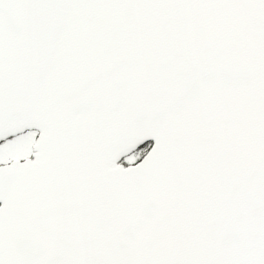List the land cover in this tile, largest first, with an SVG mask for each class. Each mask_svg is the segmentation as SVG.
<instances>
[{
  "label": "water",
  "instance_id": "95a60500",
  "mask_svg": "<svg viewBox=\"0 0 264 264\" xmlns=\"http://www.w3.org/2000/svg\"><path fill=\"white\" fill-rule=\"evenodd\" d=\"M28 129L0 264H264V0H0V142Z\"/></svg>",
  "mask_w": 264,
  "mask_h": 264
},
{
  "label": "rangeland",
  "instance_id": "374dc122",
  "mask_svg": "<svg viewBox=\"0 0 264 264\" xmlns=\"http://www.w3.org/2000/svg\"><path fill=\"white\" fill-rule=\"evenodd\" d=\"M26 143V139L23 137L17 138L13 141H6L0 144V163L3 161H9L14 156L22 155L24 153L23 148ZM147 145L141 146L134 152L130 153L123 158L122 163H134L142 154L146 151Z\"/></svg>",
  "mask_w": 264,
  "mask_h": 264
},
{
  "label": "flooded vegetation",
  "instance_id": "af4514ba",
  "mask_svg": "<svg viewBox=\"0 0 264 264\" xmlns=\"http://www.w3.org/2000/svg\"><path fill=\"white\" fill-rule=\"evenodd\" d=\"M39 135V131L36 129H28L25 130L23 132H20L16 135L10 136L7 139L3 140L2 142H0V144L5 143L6 141H13L17 138L23 137L24 139H26V143L24 144V148L23 151L24 153L22 155H17L12 157L11 159H9V161L13 160V159H20V160H24L27 158H32V155L34 153V144L38 138ZM7 161H3L0 163V165L2 164H6L9 162Z\"/></svg>",
  "mask_w": 264,
  "mask_h": 264
}]
</instances>
